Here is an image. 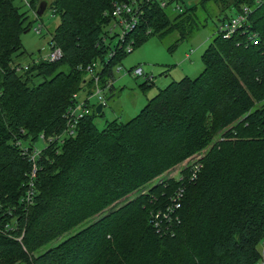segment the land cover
Listing matches in <instances>:
<instances>
[{"label": "trees", "instance_id": "trees-1", "mask_svg": "<svg viewBox=\"0 0 264 264\" xmlns=\"http://www.w3.org/2000/svg\"><path fill=\"white\" fill-rule=\"evenodd\" d=\"M124 1L52 0L48 9L58 22L47 45L58 47L60 57L21 66L12 59L22 52L27 15L13 0H0V264H257L264 238V0H195L178 10L142 0L135 27L120 43L108 33L110 23L102 24L112 21L113 3ZM243 6L250 10L246 26L227 38L217 26L196 76L170 81L126 121L94 125L104 104L99 92L113 89L100 75L110 79L129 53L125 44L133 49L170 33L181 41L202 28L194 23L197 13L214 8L221 25ZM151 84L143 78L141 86ZM78 97L87 98L89 111L68 136L65 112ZM40 135L56 139L32 162L21 151L29 152ZM197 155L201 166L184 185L179 223L172 235H160L150 214L179 182H148ZM132 192L137 195L115 206Z\"/></svg>", "mask_w": 264, "mask_h": 264}, {"label": "rangeland", "instance_id": "rangeland-1", "mask_svg": "<svg viewBox=\"0 0 264 264\" xmlns=\"http://www.w3.org/2000/svg\"><path fill=\"white\" fill-rule=\"evenodd\" d=\"M31 1L32 0H13L14 5L18 6L20 11L26 13V18L29 23L28 31L20 34L19 36L21 45L20 51L22 52L18 53L14 56V59H12L13 64L18 62L21 66L27 63L29 64L32 61H36L39 58L42 59L47 54V41L49 40V36L53 28L58 22L57 16H52L50 10L48 9V5L52 0ZM40 1H45L46 7L42 11L41 15L37 16L35 15V10ZM194 1L195 0H181L180 5L182 3L183 5H189ZM165 10V14H172L169 8H166ZM211 11L212 12H209V15L207 14L208 16L205 13H197L196 17L193 16L194 23H197L198 27L201 26L202 28L198 29L190 37L181 41H176L175 33L167 34L163 38L150 36L140 46L133 48L131 52L125 54L120 61L112 67V77L110 76V79H108L105 74L100 75V79H102V81H111L113 89L111 93L107 89L99 92V95L102 96L104 101L102 103L104 104L102 105L101 115L93 118V123L98 129H101L106 121L116 119L123 122L133 117L145 104V102L157 92L158 89L163 88L170 81L178 80L183 76L192 78L200 72L202 68L200 55L214 35L217 26H219V20L216 18L219 16L217 11L214 8H212ZM204 16H207L206 21L204 20ZM184 17L185 15L177 20H172L171 23L184 19ZM111 22L112 21L109 22L108 20L105 21L102 24V27ZM37 25L40 26L39 33H35L33 31V28ZM112 43L115 44V39ZM137 65L141 68L143 74L151 77V85L141 86L143 83L142 77H133L129 72H126L130 67ZM31 80H34V78ZM97 86L98 88L102 87V85L99 86V82ZM76 94L79 95V92ZM90 102L92 104L95 103V98H91ZM44 145V141L39 138L34 143L33 147L40 150L44 147ZM184 161L185 160L164 170V172L150 180L148 183L153 185V183L161 181V179H172L171 175L175 171L182 169L181 167ZM144 190L145 191L143 192H146L147 188ZM140 193H142L141 189L137 192V194ZM137 194L135 192L129 193L124 198L116 202L115 206L130 200ZM182 198L183 193L180 203ZM106 211L107 210H103L101 213L94 215L87 223L83 220L81 223H78L75 227L71 228L66 234L55 238L48 244L36 247L34 254L37 256L50 247L55 246L74 232L95 221Z\"/></svg>", "mask_w": 264, "mask_h": 264}, {"label": "built area", "instance_id": "built-area-1", "mask_svg": "<svg viewBox=\"0 0 264 264\" xmlns=\"http://www.w3.org/2000/svg\"><path fill=\"white\" fill-rule=\"evenodd\" d=\"M148 0H145V2ZM141 2L142 0H126L124 2L115 4L113 3L112 8L110 10V16L112 17V22L108 25V33L115 34L118 42L122 43L124 41V37L128 32H131L137 23L138 16L141 14ZM154 2V1H152ZM160 7H168L171 6L173 9L178 10L180 6V0H157L156 1ZM250 10L243 6L240 11L227 20L225 23H222L218 27V32L221 34L222 38H227L230 36L232 32L235 30L246 26L248 20V14ZM35 33L40 32V26L37 25L33 28ZM128 43V42H126ZM125 44L124 51L131 52L132 46ZM60 50L58 47H48L47 54L42 58L46 61H54L60 57ZM187 57V56H186ZM91 66V65H90ZM87 66L86 71L89 75H91V67ZM25 68V66L23 67ZM15 70H19L20 67L18 65L14 67ZM129 73L132 76H139L144 79H151V77L143 74L141 68L139 66L133 67ZM94 81L96 82L97 76L93 77ZM94 82V83H95ZM96 84V83H95ZM99 90L95 89V94L98 93ZM73 99L77 98V95H72ZM97 99L100 100L102 103L103 99L98 95ZM87 98H80L78 97L77 102L74 103L73 106L67 108L65 112V119H66V128L64 130L65 135H72L73 134V126L75 121L82 115L88 113L89 109L86 107L85 102ZM84 102V103H83ZM39 138L44 141L45 145L56 139V137L49 136L45 139L40 135ZM40 150L35 149L34 147L28 152L26 148H23L21 153L25 154L27 158L33 162V159L38 155ZM201 158L200 155H197L194 159H186L182 167L188 161L190 163L187 165L188 170L187 172H182L183 169L179 171H175L171 178L179 182V186L175 189L172 195L168 198L167 203L159 210H156L150 214V223L154 229V231L160 235H172L171 227L177 225L179 223V219L176 215V211L180 207V199L182 197L184 185L186 183L192 182L200 169V163L198 160ZM34 166L30 172V177L33 176L34 173ZM260 253H261V260L257 264H264V238L260 243Z\"/></svg>", "mask_w": 264, "mask_h": 264}, {"label": "water", "instance_id": "water-1", "mask_svg": "<svg viewBox=\"0 0 264 264\" xmlns=\"http://www.w3.org/2000/svg\"><path fill=\"white\" fill-rule=\"evenodd\" d=\"M45 6H46V2H45V1H40V2L38 3V5H37L36 10H35V14H36L37 16L41 15V13H42V11L44 10ZM100 108H101V105L98 104V105L96 106V108H95V112H96L97 114H98V112L100 111Z\"/></svg>", "mask_w": 264, "mask_h": 264}]
</instances>
